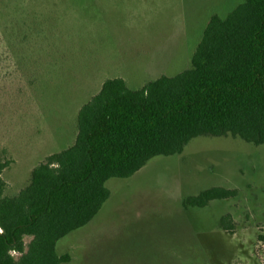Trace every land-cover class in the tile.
<instances>
[{
  "label": "rangeland",
  "instance_id": "rangeland-1",
  "mask_svg": "<svg viewBox=\"0 0 264 264\" xmlns=\"http://www.w3.org/2000/svg\"><path fill=\"white\" fill-rule=\"evenodd\" d=\"M242 1L0 0L5 194L18 193L38 164L74 144L78 111L107 79L138 90L178 75L210 17L224 18ZM212 187L238 196L183 208ZM106 188L110 198L92 221L57 242V255L70 256L62 264H264V144L200 136ZM226 214L233 232L219 225Z\"/></svg>",
  "mask_w": 264,
  "mask_h": 264
},
{
  "label": "trees",
  "instance_id": "trees-1",
  "mask_svg": "<svg viewBox=\"0 0 264 264\" xmlns=\"http://www.w3.org/2000/svg\"><path fill=\"white\" fill-rule=\"evenodd\" d=\"M77 128L74 144L46 157L16 194H5L7 162L0 161V264L69 262L56 244L99 213L110 198L109 179H128L197 137L230 135L263 145L264 0H244L224 18L212 15L190 67L178 75L138 90L122 78L107 79L78 111ZM237 196L236 189L212 187L182 206L205 208ZM219 225L235 228L230 214Z\"/></svg>",
  "mask_w": 264,
  "mask_h": 264
},
{
  "label": "clouds",
  "instance_id": "clouds-1",
  "mask_svg": "<svg viewBox=\"0 0 264 264\" xmlns=\"http://www.w3.org/2000/svg\"><path fill=\"white\" fill-rule=\"evenodd\" d=\"M0 234H3V229L0 228ZM9 254L11 255L12 254V250H10Z\"/></svg>",
  "mask_w": 264,
  "mask_h": 264
}]
</instances>
